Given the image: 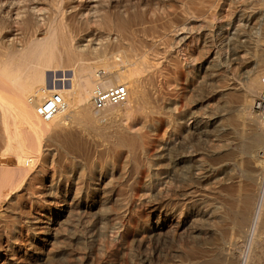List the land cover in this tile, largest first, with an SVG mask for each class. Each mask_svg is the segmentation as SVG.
<instances>
[{"label":"bare ground","instance_id":"obj_1","mask_svg":"<svg viewBox=\"0 0 264 264\" xmlns=\"http://www.w3.org/2000/svg\"><path fill=\"white\" fill-rule=\"evenodd\" d=\"M263 35L264 0H0V264H258Z\"/></svg>","mask_w":264,"mask_h":264},{"label":"built area","instance_id":"obj_2","mask_svg":"<svg viewBox=\"0 0 264 264\" xmlns=\"http://www.w3.org/2000/svg\"><path fill=\"white\" fill-rule=\"evenodd\" d=\"M128 88L125 84L119 83L107 88H96L91 97L92 107L101 110L109 105H117L126 100ZM33 104L35 114L41 120H49L57 114L63 104L60 93H52L42 102H36L34 97L29 98ZM252 112L262 122H264V90L256 95L252 102Z\"/></svg>","mask_w":264,"mask_h":264},{"label":"rangeland","instance_id":"obj_3","mask_svg":"<svg viewBox=\"0 0 264 264\" xmlns=\"http://www.w3.org/2000/svg\"><path fill=\"white\" fill-rule=\"evenodd\" d=\"M263 37H264V35H263ZM262 40H263V41H262V44H263V47H264V38H263ZM112 50H113V49H109V52L112 51ZM116 50H118V51H119V50H120V51H126L127 53H129V51L127 50V48L124 47L123 44L120 45V47H117L116 49L114 48V51H116ZM51 72H52V71H50L49 74H48V80H54L55 78H57V81H58L57 83H59V82H61V83L66 82L65 84H67V86L69 85V80H68V79H69L70 77H69L67 71H66V72H65V71H56V72H53L54 74H52ZM63 72L67 74V75H66L67 77L65 76L67 79L65 78V80L62 79V77H63L62 74H64ZM50 73H51V74H50ZM59 73H60V74H59ZM55 74H57L58 77L55 76ZM61 76H62V77H61ZM49 77H50V78H49ZM59 77H60V78H59ZM58 79H62L63 82H62V80L59 81ZM93 111H94V110H93ZM101 111H102V110H101ZM101 111H94V113L97 115V118H100V116H99L100 114H99V113H100ZM252 114H253V113H252ZM101 121H102V119H99V120H98L99 123H100ZM70 130H71V129H70ZM71 132L74 133L73 130H71ZM44 147H45V146H44ZM91 156H93L92 153H91ZM244 158H245V162H244V166H243V168H242L243 171H245V172H246V171H251L252 169H251V167L249 166V162H250L249 160H251V158H250L249 156H247V155H244ZM259 163H260V162H259ZM260 164H261V163H260ZM260 164H258V165L260 166ZM259 166H258V167H259ZM255 170H256V169H255ZM238 172H239V174H240V171H238ZM255 173H258V172H255ZM260 236H261V237H260ZM260 236H259V238H258L257 244L260 245V246H262V249H263V250H262V252H261L262 254H261V256H260L261 258L259 259V263H260V264H264V233H262ZM247 242H249V241H248V240L246 241V243L244 244V246H243L242 249H241L242 251L240 250V251H239V254H238V256H237V258L239 259V261L241 260V264H245V262H246V260H247V258H248V257H247V256H248V255H247V253H248V243H247ZM240 243H242V242H239L238 245H239ZM242 260H244V261L242 262ZM259 263H258V264H259Z\"/></svg>","mask_w":264,"mask_h":264}]
</instances>
